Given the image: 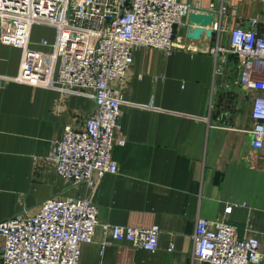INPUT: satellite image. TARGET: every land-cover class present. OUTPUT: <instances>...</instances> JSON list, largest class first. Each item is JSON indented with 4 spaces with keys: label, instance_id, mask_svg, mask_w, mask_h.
<instances>
[{
    "label": "crops",
    "instance_id": "crops-1",
    "mask_svg": "<svg viewBox=\"0 0 264 264\" xmlns=\"http://www.w3.org/2000/svg\"><path fill=\"white\" fill-rule=\"evenodd\" d=\"M180 1L197 3L193 12L210 13L224 27L264 16L257 0H223L226 12L220 16L218 1L211 11L209 0ZM196 26L186 17L177 23L173 37L180 45L168 53L148 46L133 50L119 106L124 142L111 149L116 170L91 187L80 183L67 190L91 200L99 224H156V247L148 251L124 240L101 247L96 226L92 239L81 242L77 264H191L190 235L198 217L222 215L240 236L264 244V155L252 147L246 130L251 92L224 87L235 76L233 59L222 73H213L208 47L214 32L206 25L209 34H187ZM42 29L33 25L30 38L51 40L53 29ZM218 41L227 44L226 31ZM19 54V47L0 43V74L17 71ZM92 104L83 95L18 81L0 87V221L20 209L33 213L40 200L66 187L44 156L64 124L80 125ZM226 204L232 207L223 214Z\"/></svg>",
    "mask_w": 264,
    "mask_h": 264
},
{
    "label": "built area",
    "instance_id": "built-area-1",
    "mask_svg": "<svg viewBox=\"0 0 264 264\" xmlns=\"http://www.w3.org/2000/svg\"><path fill=\"white\" fill-rule=\"evenodd\" d=\"M216 1L220 16L226 12L223 0H209L208 9ZM257 1L264 7V0ZM196 6L180 0H0V43L20 48L17 71L11 76L0 74V87L18 81L83 95L93 102L80 125L64 124L44 156L66 187L40 200L31 214L20 209L1 219L0 264H77L80 244L92 239L96 226L101 247L124 240L148 251L155 249L156 224H99L91 200L67 190L80 183L91 187L103 173L115 172L111 149L124 142L119 106L124 102L122 90L132 52L144 46L166 53L176 48L180 44L174 41L175 25L198 10ZM32 24L52 28V39L33 41ZM259 26L264 27L262 15L248 16L242 26L224 27L210 20L214 42L208 52L213 73H222L232 57L235 76L224 87L251 92L246 130L252 147L264 155V31ZM220 31L227 32L226 45L218 41ZM231 205H225L223 214L230 212ZM194 223L191 264H264V244L252 235L240 236L222 215L198 217ZM171 248L169 242L167 249Z\"/></svg>",
    "mask_w": 264,
    "mask_h": 264
},
{
    "label": "water",
    "instance_id": "water-1",
    "mask_svg": "<svg viewBox=\"0 0 264 264\" xmlns=\"http://www.w3.org/2000/svg\"><path fill=\"white\" fill-rule=\"evenodd\" d=\"M211 14H201V13H195V12H189L186 16V20L188 23H195L197 26L193 28L192 32L187 34L189 35H196V33L203 31L206 34L210 33V29H203V26H206L210 24ZM191 29V27H188V31Z\"/></svg>",
    "mask_w": 264,
    "mask_h": 264
},
{
    "label": "rangeland",
    "instance_id": "rangeland-1",
    "mask_svg": "<svg viewBox=\"0 0 264 264\" xmlns=\"http://www.w3.org/2000/svg\"><path fill=\"white\" fill-rule=\"evenodd\" d=\"M33 25H34L35 27H37V26H41V30H42V32H43L42 27H45V26H42V25H39V24H32L31 27H32ZM31 27H30V29H31ZM51 32H52V30L50 29V32H49L48 34L50 35ZM48 34H47V35H48ZM42 35H43V34H42ZM48 38H50V37H48Z\"/></svg>",
    "mask_w": 264,
    "mask_h": 264
}]
</instances>
